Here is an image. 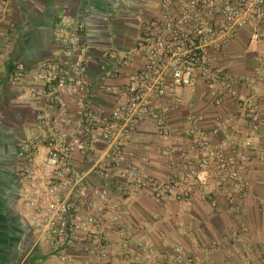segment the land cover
Listing matches in <instances>:
<instances>
[{"label":"built area","instance_id":"2783aa9c","mask_svg":"<svg viewBox=\"0 0 264 264\" xmlns=\"http://www.w3.org/2000/svg\"><path fill=\"white\" fill-rule=\"evenodd\" d=\"M13 1L0 0L2 56L17 37ZM242 33L264 43V0H161L159 11L145 21L136 44L125 53L97 49L84 22L62 16L54 21L50 56L29 65L14 61L8 72L0 68V88H20L23 103L39 105L20 143L26 162L20 174L34 229L59 255L52 264H67L66 251L77 247L105 264H203L181 245L174 254L159 252L145 225L129 224L138 192L157 204L173 200L183 212L200 199L217 212L224 199L237 226L199 252L215 264L222 249L229 254L247 249L252 232L244 172L254 159L264 164V148L253 142L264 128L257 96L264 88V53L256 56L253 75H232L211 64V53L229 47ZM201 85L209 106L232 104L234 113L218 116L215 125L225 132L231 126L235 134L212 141L205 137L204 117L192 118L188 131L199 154L178 146L166 150L174 168L163 179L151 172L150 156L130 150V140L148 121L169 140L171 116L185 104L177 92L198 95ZM112 185L123 191L121 200L112 198ZM242 257L252 263L247 251Z\"/></svg>","mask_w":264,"mask_h":264},{"label":"crops","instance_id":"0c3cea01","mask_svg":"<svg viewBox=\"0 0 264 264\" xmlns=\"http://www.w3.org/2000/svg\"><path fill=\"white\" fill-rule=\"evenodd\" d=\"M161 0H14L15 20L18 24L16 40L12 48L0 55V68L9 71L10 60H21L33 64L50 56L55 41L54 21L68 16L81 20L87 27V38L97 49L112 48L117 43L125 53L137 42L144 23L159 11ZM119 15V16H117ZM140 21V22H141ZM117 23L123 27L118 26ZM264 53V43L251 42L247 33H242L229 47L211 53V64L232 75H253L255 58ZM136 67V66H135ZM138 67V66H137ZM96 68H94L95 70ZM20 88L4 84L0 88V264H52L58 262L59 255L40 240L32 224L31 215L23 203V181L21 169L25 160L20 157V143L29 134L35 122L37 102L25 104L20 100ZM184 99V106L171 116L173 135L162 139L153 122L148 121L137 130L130 140V150L151 158L150 170L166 179L173 172L174 163L164 152L173 146L198 156L192 146L189 134L190 120L203 116L202 127L205 137L221 141L234 136L229 126L225 132L216 128L218 116L227 117L234 113L231 103L221 108L209 106L202 99L205 87L193 95L187 90L177 92ZM258 103L264 120V88H259ZM229 125V124H228ZM28 128V133L25 132ZM253 142L264 148V128ZM44 149L39 150L43 155ZM82 168V157H77ZM180 163L179 156L174 157ZM249 184L250 195L246 202L249 208L248 222L251 228L249 246L232 254L220 250L215 255V264H246L242 257L247 251L251 264H264V164L252 160L244 172ZM99 187L102 183L96 180ZM112 198L121 200L123 191L119 186H111ZM220 209L215 212L209 204L201 200L190 212H183L175 201L157 204L145 192H138L130 204L128 222L131 225L146 226V236L161 253L174 254L176 246H183L187 254L196 256L203 264L208 258L199 252L201 248L221 242L223 237L237 226V222L226 210V202L220 199ZM180 221L184 223L180 225ZM117 237L113 238L116 243ZM96 243V240H95ZM67 264H105L97 256L85 254L79 247L66 251ZM113 254H119L117 246Z\"/></svg>","mask_w":264,"mask_h":264},{"label":"rangeland","instance_id":"374dc122","mask_svg":"<svg viewBox=\"0 0 264 264\" xmlns=\"http://www.w3.org/2000/svg\"><path fill=\"white\" fill-rule=\"evenodd\" d=\"M117 16H119V15H117ZM141 19L139 20V23H141V24H143L145 21H141ZM118 25H117V27L118 26H121V27H123L121 24H119V23H117ZM118 47H120L119 45L117 46V43H113L112 44V48H114L115 50H117V52L118 53H121V52H123L122 50H120ZM25 132H26V134L28 133V128L27 127H25ZM28 135V134H27Z\"/></svg>","mask_w":264,"mask_h":264},{"label":"trees","instance_id":"16d2710c","mask_svg":"<svg viewBox=\"0 0 264 264\" xmlns=\"http://www.w3.org/2000/svg\"><path fill=\"white\" fill-rule=\"evenodd\" d=\"M14 60H15L14 58L12 60H10V63L12 64L14 62Z\"/></svg>","mask_w":264,"mask_h":264}]
</instances>
